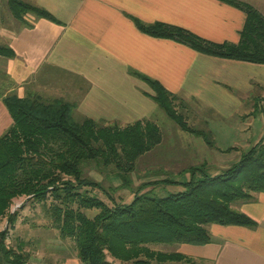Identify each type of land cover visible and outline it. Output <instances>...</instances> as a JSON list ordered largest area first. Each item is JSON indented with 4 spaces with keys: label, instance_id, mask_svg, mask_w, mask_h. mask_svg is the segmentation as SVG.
<instances>
[{
    "label": "trees",
    "instance_id": "16d2710c",
    "mask_svg": "<svg viewBox=\"0 0 264 264\" xmlns=\"http://www.w3.org/2000/svg\"><path fill=\"white\" fill-rule=\"evenodd\" d=\"M6 1L11 15L22 25L31 27L28 15L58 22L42 8L21 0ZM220 1L246 13L238 44H216L163 23L135 22L146 35L177 40L198 53L264 65V16L249 4ZM0 57L13 59L15 53L0 45ZM141 78L151 86L154 101L170 120L213 146L208 133L190 127L176 110L170 92L157 81ZM255 101L252 115L264 118V97ZM2 102L13 125L0 137V220L8 221L7 229L0 233V264H25L31 257L6 244L20 213L11 212L13 201L22 197L47 210L45 217L51 228L59 231L61 238L74 241L83 264H203L181 253L154 251L150 246H206L212 242L210 226H256L233 205L264 194V140L218 174L211 175L202 164L184 170L182 175H191L188 182L170 179L153 184L182 187L181 192L158 197L142 194L147 186L143 185L131 203L109 206L89 195V188L105 189L101 182L86 176L85 168L94 165L101 172L113 169L120 187L130 189L139 159L162 142L161 130L154 122L140 121L121 128L116 122L76 121L74 106L63 100L45 103L37 97L22 99L11 94ZM50 199L54 202L48 206ZM85 210L98 213L90 218Z\"/></svg>",
    "mask_w": 264,
    "mask_h": 264
},
{
    "label": "crops",
    "instance_id": "0c3cea01",
    "mask_svg": "<svg viewBox=\"0 0 264 264\" xmlns=\"http://www.w3.org/2000/svg\"><path fill=\"white\" fill-rule=\"evenodd\" d=\"M21 1L46 10L58 22L28 15L31 27L8 29L4 45L12 48L15 57L3 62L0 137L13 125L2 102L11 94L22 99L37 97L45 103L63 100L74 106L79 121L153 122L145 119L158 105L144 77L170 92L176 110L195 128L189 122L191 115L197 118L199 114L197 119L209 127L214 124L207 122L230 121L248 109L254 84L264 87V65L201 54L177 40L146 35L135 22L163 23L216 44H238L246 13L220 0ZM236 1L264 14V0ZM239 210L256 226L213 225L210 244L191 246L190 255L181 254L205 264H264V194L255 195ZM20 215L15 226L22 218L27 221ZM46 230L55 231L51 225ZM57 264L83 263L70 255Z\"/></svg>",
    "mask_w": 264,
    "mask_h": 264
},
{
    "label": "rangeland",
    "instance_id": "374dc122",
    "mask_svg": "<svg viewBox=\"0 0 264 264\" xmlns=\"http://www.w3.org/2000/svg\"><path fill=\"white\" fill-rule=\"evenodd\" d=\"M262 15L264 16V14ZM21 25L11 15L7 1L0 0V45L5 44L4 37L6 38L9 34L10 30L8 29L10 27ZM6 61L7 59L0 57V95L4 92L3 62ZM256 97H264V87L255 86L254 84L248 109L239 112L237 117L227 122H207L208 124L213 123V127L204 125L206 122L197 119L200 117L199 114L197 118L191 115L194 122L192 120L189 122L194 125L193 127L210 134L213 142L212 147H209L202 139L183 132L176 123L156 106L154 112L145 120H151L157 124L162 133V142L154 150L139 159L136 171L132 176V187L130 189L120 187L121 182L114 176L113 169L102 170L101 172L94 165H90L85 168L86 176L101 182L105 190H92L89 188V195L97 197L109 206H112V203L129 204L135 197V191L143 185L147 186L142 194L151 193L158 197L183 191L182 187L165 184L154 186L153 184L170 179L183 183L188 182L191 175H182V173L190 166L205 164L211 175L229 168L233 163L239 161L242 153L247 152L251 147L264 140V118L261 115H252ZM74 118L79 121L76 111L74 112ZM116 123L121 128L128 125L121 122ZM211 128L214 129L212 133ZM225 138L231 139L227 140ZM206 149H208L207 152H205ZM203 157H206V159ZM53 202V199H50L48 206ZM243 204L244 202H237L233 207L240 209ZM74 207L76 208L77 205ZM23 209L26 210L20 212V216L26 217L28 220L25 221V218H22L21 224H17L14 229L11 228L6 244L17 253L34 257L25 264H57L63 257L77 256V249L73 240L61 238L57 230L50 232L45 229L46 226L51 225V221L47 220L49 218L44 219L47 210L43 206L37 203L30 204L25 197L15 199L11 212H19ZM84 212L90 218L98 213L97 210H85ZM2 221L4 222L1 224L0 233L5 231L8 225L7 218L2 219ZM209 228L211 229L212 226ZM150 248L163 253H184L187 255H190L191 250H194V247L182 244L151 245ZM108 260L113 261L109 256Z\"/></svg>",
    "mask_w": 264,
    "mask_h": 264
}]
</instances>
